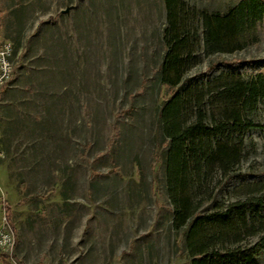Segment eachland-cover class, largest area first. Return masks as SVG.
I'll return each instance as SVG.
<instances>
[{"label": "rangeland", "instance_id": "rangeland-1", "mask_svg": "<svg viewBox=\"0 0 264 264\" xmlns=\"http://www.w3.org/2000/svg\"><path fill=\"white\" fill-rule=\"evenodd\" d=\"M182 1L198 28L201 13L241 0ZM166 25L165 0H0L12 64L0 90V226L8 210L14 237L0 264H189L160 141ZM196 56L188 82L264 76V15L244 48ZM249 119L264 125V99ZM228 136L243 145L227 176L213 165L189 177L198 215L251 189L264 196V128ZM255 259L264 264V250Z\"/></svg>", "mask_w": 264, "mask_h": 264}, {"label": "trees", "instance_id": "trees-1", "mask_svg": "<svg viewBox=\"0 0 264 264\" xmlns=\"http://www.w3.org/2000/svg\"><path fill=\"white\" fill-rule=\"evenodd\" d=\"M165 7V50L159 77L169 95L159 107L158 120L160 141L166 144L163 154L168 199L174 209L172 227L189 225V264H259L255 257L264 250V220L259 216L264 196H256L258 191L251 189L246 199L218 203L214 213L198 215L201 204L193 200L189 177L200 178L213 165L226 177L239 163L243 142L228 135L264 128L249 119L264 99V76L245 81L229 72L207 82H188L186 74L198 51L206 56L234 53L252 42L264 15V2L241 0L225 12L198 15L201 46L186 4L165 0ZM218 63L233 67L240 62ZM218 63L210 64L207 71L211 73ZM6 221L10 226L8 210ZM257 235L253 244L246 242Z\"/></svg>", "mask_w": 264, "mask_h": 264}, {"label": "built area", "instance_id": "built-area-1", "mask_svg": "<svg viewBox=\"0 0 264 264\" xmlns=\"http://www.w3.org/2000/svg\"><path fill=\"white\" fill-rule=\"evenodd\" d=\"M10 44L5 43L2 46V50L0 52V90L6 80L9 79L11 74L12 64L8 59ZM6 221V211L4 219ZM8 225V223H7ZM14 237L13 232L10 226L6 227L4 224L0 226V251L1 252H9L13 248Z\"/></svg>", "mask_w": 264, "mask_h": 264}]
</instances>
